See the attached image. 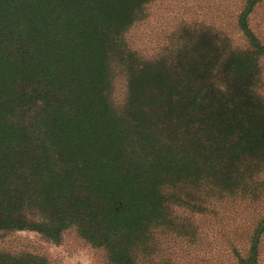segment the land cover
<instances>
[{
  "label": "trees",
  "instance_id": "1",
  "mask_svg": "<svg viewBox=\"0 0 264 264\" xmlns=\"http://www.w3.org/2000/svg\"><path fill=\"white\" fill-rule=\"evenodd\" d=\"M262 62L264 0H0V231L264 264Z\"/></svg>",
  "mask_w": 264,
  "mask_h": 264
},
{
  "label": "rangeland",
  "instance_id": "2",
  "mask_svg": "<svg viewBox=\"0 0 264 264\" xmlns=\"http://www.w3.org/2000/svg\"><path fill=\"white\" fill-rule=\"evenodd\" d=\"M261 75L264 78V62ZM2 253L12 257H40L47 264H109L103 250L92 247L74 230L65 232L58 242L36 231H0Z\"/></svg>",
  "mask_w": 264,
  "mask_h": 264
}]
</instances>
